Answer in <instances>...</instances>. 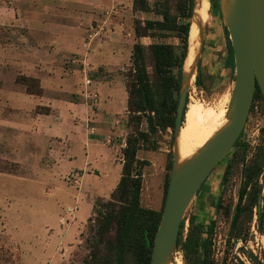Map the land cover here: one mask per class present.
Listing matches in <instances>:
<instances>
[{
    "label": "rangeland",
    "instance_id": "374dc122",
    "mask_svg": "<svg viewBox=\"0 0 264 264\" xmlns=\"http://www.w3.org/2000/svg\"><path fill=\"white\" fill-rule=\"evenodd\" d=\"M185 1L146 0L141 11L133 0H0V18L12 5L41 12L29 25L0 22V264H83L88 258L97 226L95 204L109 201L117 187L126 138L146 130L144 117L139 123L129 120L127 100L125 109L105 117L97 86L114 79L119 94L128 97L137 43L144 48L146 72L154 85L149 46L172 45L178 56L182 35L142 29L146 22L161 21L163 13L175 26L187 22L179 13ZM41 22L69 30L74 49L57 46L53 40L61 34ZM137 25L140 38L134 35ZM226 37L217 11L209 6L200 84L194 78L188 103L193 99L226 108L234 82ZM57 48L63 54L53 57ZM171 134L169 128L157 130L140 146L139 156L146 157L143 151H151L152 144V152L164 154L161 161L143 160L148 162L141 167L143 209L162 208ZM240 142L245 152L232 148L187 209L174 264H199L205 258L198 243L207 238L209 224L207 264H264L263 99H253ZM251 163L258 167L253 180L257 206L250 220L248 212L242 214L243 237L236 240L231 221L243 169ZM126 264H135L132 253Z\"/></svg>",
    "mask_w": 264,
    "mask_h": 264
},
{
    "label": "trees",
    "instance_id": "16d2710c",
    "mask_svg": "<svg viewBox=\"0 0 264 264\" xmlns=\"http://www.w3.org/2000/svg\"><path fill=\"white\" fill-rule=\"evenodd\" d=\"M209 2L211 10L215 9L217 11L216 3H213L212 0ZM133 4L141 11L146 8V0H133ZM191 7L192 0H186L185 4L179 7L180 18L187 20L183 24L175 26L167 14L163 13L161 21L146 22L142 29L143 31L156 30L160 32L177 31L182 35L181 52L178 56L172 45L152 44L149 46L153 61V71L156 77L154 85L151 84L146 72L143 46L138 43L133 46L132 68L134 72L127 91V111L129 120L139 123L140 118L144 117L146 130L136 131L126 138L125 147L121 151L122 168L117 187L112 192L109 201L95 204L97 226L93 241L89 247L88 258L83 264H126V255L128 253H132L134 256L135 264H150L151 249L167 191L171 168V153H168L170 160L167 165L168 173L165 179L162 208L156 212L140 207L141 167L147 165L148 162L137 160L136 152L140 149L141 144L149 141V137L154 135L157 130L163 131L169 128L173 131L178 103L180 74L186 56ZM134 35L136 38H140L143 35L138 25L134 28ZM227 48V60L229 65L233 67V56L228 41ZM199 67L200 61L194 81L196 86L200 84ZM174 69H176L175 74L172 72ZM40 93L41 90L38 87L35 94L39 95ZM255 98L262 99L258 88L254 92L253 99ZM134 114L136 116L133 117ZM241 137L242 133L233 148L241 147V153H244V144L240 142ZM171 143L172 134L170 138ZM154 148L155 144H152L151 149L153 150ZM228 168L229 164L224 171L222 183H224L227 177ZM257 174L258 167L255 163L245 166L242 172L243 182L238 192V202L231 221V235L236 240L243 237L241 232L242 214L248 212L250 220L252 209L257 206L258 193L253 182ZM215 207L217 209L219 205L217 204ZM260 217L258 218L260 219ZM183 221L180 224L176 247ZM210 232L211 224L206 227L207 238L200 239L198 243L199 249H203L205 258L209 253L210 240L208 238L210 237ZM204 259L199 264H207Z\"/></svg>",
    "mask_w": 264,
    "mask_h": 264
},
{
    "label": "water",
    "instance_id": "95a60500",
    "mask_svg": "<svg viewBox=\"0 0 264 264\" xmlns=\"http://www.w3.org/2000/svg\"><path fill=\"white\" fill-rule=\"evenodd\" d=\"M209 5L210 2L207 0ZM198 0H192L186 56L182 64L178 103L171 143V168L160 221L155 233L150 264H174L176 242L184 215L202 184L231 151L246 123L258 88L264 101V0H215L233 56L234 82L225 108L226 122L189 158L180 160L176 140L183 123L186 98L203 49L204 23L197 25L198 47L188 72L189 34ZM193 78V79H192Z\"/></svg>",
    "mask_w": 264,
    "mask_h": 264
},
{
    "label": "bare ground",
    "instance_id": "6f19581e",
    "mask_svg": "<svg viewBox=\"0 0 264 264\" xmlns=\"http://www.w3.org/2000/svg\"><path fill=\"white\" fill-rule=\"evenodd\" d=\"M209 3L198 0L195 8V18L191 24L189 34L188 55L184 63V71L188 72L193 65L198 47L197 25L204 23L208 16ZM193 79V78H192ZM224 106V105H223ZM225 107L205 106L190 99L184 113L183 123L176 140V150L180 160L189 158L226 122Z\"/></svg>",
    "mask_w": 264,
    "mask_h": 264
},
{
    "label": "crops",
    "instance_id": "0c3cea01",
    "mask_svg": "<svg viewBox=\"0 0 264 264\" xmlns=\"http://www.w3.org/2000/svg\"><path fill=\"white\" fill-rule=\"evenodd\" d=\"M7 13L6 17L4 18H0V22L3 21L4 19L6 21H13L14 23H22L25 25H29L30 23H32L30 20L31 19H39L41 18V12L40 11H34L33 8L30 9V7H28L26 4H22L21 5V10H17V8L14 7V5H12L10 8L6 9ZM2 19V20H1ZM41 26L44 28H47L48 30H53L52 33L57 32L58 34H61L60 37L55 38V40H53V42L58 46V44L62 45V46H67L69 47V50L74 49L76 45L74 43V41L70 38L71 34H69V30L67 31L66 29L62 28V26H55L53 24H49L47 25L46 23L41 22ZM40 27V26H39ZM68 35V36H67ZM63 50L60 49L59 52V48L53 50V57L59 55L60 53L63 54V52H61ZM99 52V51H98ZM84 52H82L83 54ZM85 54H87V52L85 51ZM99 54V53H98ZM98 61V59H97ZM97 91L99 92V101H100V106L101 108L103 107V111L105 112V117H109V116H113L115 113H117L119 108L125 109L126 108V100H127V96L126 93H121L119 94L118 92V84L116 82V80H111L109 82H101L98 84L97 86ZM123 103V104H122ZM121 105V107L119 106ZM140 150V149H139ZM139 150L136 152V158L140 159L141 161L145 160H158L161 161L162 159H164V154H155L154 152H152L153 150L151 149V151H143L145 156H139ZM120 164H119V170H120Z\"/></svg>",
    "mask_w": 264,
    "mask_h": 264
},
{
    "label": "built area",
    "instance_id": "2783aa9c",
    "mask_svg": "<svg viewBox=\"0 0 264 264\" xmlns=\"http://www.w3.org/2000/svg\"><path fill=\"white\" fill-rule=\"evenodd\" d=\"M95 35V34H94Z\"/></svg>",
    "mask_w": 264,
    "mask_h": 264
}]
</instances>
